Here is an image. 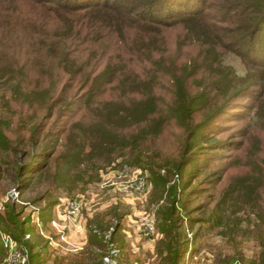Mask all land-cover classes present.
Segmentation results:
<instances>
[{
	"label": "trees",
	"instance_id": "trees-1",
	"mask_svg": "<svg viewBox=\"0 0 264 264\" xmlns=\"http://www.w3.org/2000/svg\"><path fill=\"white\" fill-rule=\"evenodd\" d=\"M209 8L208 0H0V101L37 92L33 119H43L15 128L0 122V151L15 157L2 160L13 169L16 187L46 178L65 194L83 191L120 157L127 167L146 168L158 191L166 176L159 174L162 166L145 162L140 143L163 123L176 122L188 152L174 172L187 165L189 174L180 175V188L167 187L169 205L157 215L156 227L170 239L180 227L177 209L187 222L199 221L194 212L206 203L186 207L198 191L191 185L198 155L208 153L201 149L226 145L215 135L222 113L239 119L232 98L244 92L257 101L264 94V0H215L212 13ZM227 52L243 63V77L223 63ZM163 89L169 100L161 98ZM255 114L264 131V98ZM256 131L257 125L247 135ZM248 149L256 153L258 144ZM227 187L229 207L261 215L258 224L264 226L263 167L235 176ZM224 202L219 195L205 221L221 223L216 208ZM53 204L47 200L38 210L43 223ZM19 213L9 206L0 224L27 246L22 236L28 219L18 221ZM237 213L229 208L231 219ZM169 244L164 255L177 264L180 251Z\"/></svg>",
	"mask_w": 264,
	"mask_h": 264
},
{
	"label": "rangeland",
	"instance_id": "rangeland-1",
	"mask_svg": "<svg viewBox=\"0 0 264 264\" xmlns=\"http://www.w3.org/2000/svg\"><path fill=\"white\" fill-rule=\"evenodd\" d=\"M214 3L215 0H208V4L212 8ZM212 8L208 9V13L213 12ZM222 60L238 76H244V65L232 52L225 53ZM34 81L35 76L32 83L28 85H32ZM165 92L166 90L163 89L161 98L169 100ZM36 94L37 92L28 94L26 97L20 95L14 100H10L8 97L5 101L1 100L0 122L10 124L13 128L17 125L28 127L37 122H42L43 119L36 122H34L36 118L33 119V116L38 114L33 107L41 98L37 97ZM253 98L243 92L231 99L233 104L231 106L234 108L232 110L241 111L239 119H230L228 112L220 115L221 117L218 119L220 127L216 128L219 133L215 136L225 138L227 143L226 145L201 149L207 150L208 153L205 154V157L198 155L201 165L198 167L195 179L192 180L191 184L198 191L186 208L190 209L202 202L206 204L194 212L199 220L194 222H187L183 218L184 211L177 209L178 215H175L177 220L174 215L173 218L176 220L175 224L179 221L180 227L175 228V232L169 236L170 239L158 232L156 227L157 215H163L169 205L166 196L167 187L175 184L177 188H180L182 180L189 174V166L187 165L183 166L181 172H174L175 166L180 164L182 154L186 153L187 155L188 152V147L184 149V131L177 126L179 124L176 122L163 123L156 136L147 137L140 143V149L142 151L144 149L147 154L146 159H144L145 162L149 163L150 159L155 167L162 166L159 174L166 176L164 188L163 186L162 188L159 187L158 191H154L155 186L146 168L127 167L122 164L120 157L99 170L98 178L100 179L87 184L83 191L72 190L70 194H65L56 180L46 178H32L25 188L18 189L16 187L17 181H14L12 177L13 169L9 164H3L2 160L3 158L14 160V153L7 154L0 151V216L6 223V211L9 206H13L15 212H20L18 221L28 219L25 223V226L26 224L29 226L28 231H26L28 237L24 239L27 241L26 247L31 255L30 260H28L30 264H95L98 262V258L100 261L104 245L101 242L100 244L90 243L89 237L92 234L89 232V226L94 225L98 229H103L112 217H117L118 221L115 238L118 245L121 244L119 246L121 249L120 264H128L129 261H135L136 264H168L164 254L166 245L169 243L170 246L180 251L176 260L177 264H264V226L258 224L261 215L257 216L253 212L244 211V209L236 210L229 207L231 204L228 199L230 191L227 187L235 176L248 173L249 170L257 168L258 164L263 167L264 172V131H262L261 126L258 130L259 119L255 114V109L263 101L264 94L257 101ZM195 118L199 120L202 115ZM256 125L257 131L252 135H247L249 130L255 128ZM59 128H61L60 131L65 130V126L59 125ZM253 137L255 139H252ZM256 143L258 150L255 153L248 148L253 147ZM25 148L29 149L28 146ZM30 152L31 156L35 154L34 147L31 148ZM27 159V155H21V160L26 161ZM127 169L131 172H138L137 176H144L149 184L148 190L142 198L131 194L130 203L126 201V198L125 200L121 199L119 192L114 190L112 185L102 182V176L105 173L113 170L126 172ZM216 175L218 177L214 179ZM16 191L18 194L17 197H14L13 192ZM45 191H47L46 195H42ZM159 191H161L160 194H158ZM219 195H222L225 200L224 203H219L216 208L217 214L222 215V220L221 223L212 226L205 220ZM68 197L83 198L84 204L81 213L86 217L87 245L82 247L80 251L72 253L51 248L47 241L45 242L46 239L38 233V228L34 223L30 222V216L36 213L39 222L42 221L38 210L44 206L47 200L54 201L55 204L58 199ZM260 197L264 199L263 190H260ZM54 204L49 211V216L54 213ZM229 208L235 213L238 212L235 215V220L229 217ZM146 216H151L154 221L153 233L146 235L147 237L143 235L146 232L141 224ZM50 228L49 222L41 227L44 233H50ZM0 230L5 231L1 224ZM21 243L23 244V242ZM0 249L1 261L3 256L1 246Z\"/></svg>",
	"mask_w": 264,
	"mask_h": 264
},
{
	"label": "built area",
	"instance_id": "built-area-1",
	"mask_svg": "<svg viewBox=\"0 0 264 264\" xmlns=\"http://www.w3.org/2000/svg\"><path fill=\"white\" fill-rule=\"evenodd\" d=\"M111 172V175H108L110 173L108 172L103 176V184L109 183V185H115L118 183V190L124 195V197H129L133 194L136 197L142 198L148 190L149 184L146 181V178L144 176H137L139 173L136 171L131 172V170H128L123 172L113 170ZM17 194V191L13 192L14 197H17ZM83 204L84 201L81 197L58 199V202L54 204V217L49 220V225L56 229L57 241H55L51 235H46L42 232L37 213L30 216V222L34 223V225L38 228V233L46 239L50 246L59 247L67 251L75 250V248L63 246V244H67L66 236L63 230L67 223H74L80 218ZM141 224L146 232L143 233L145 237H147L146 235H151L153 233L154 221L151 216H146ZM113 229L114 224L111 222L107 228L100 233L101 240L104 243V250L102 251L100 257V264H118V248L111 240V233ZM93 231L97 233V230L94 229ZM27 237L28 233H23L22 239L25 240ZM0 246L3 249V256L0 264H30L28 262V248L23 245L21 241H17L10 233L4 230H0Z\"/></svg>",
	"mask_w": 264,
	"mask_h": 264
},
{
	"label": "crops",
	"instance_id": "crops-1",
	"mask_svg": "<svg viewBox=\"0 0 264 264\" xmlns=\"http://www.w3.org/2000/svg\"><path fill=\"white\" fill-rule=\"evenodd\" d=\"M105 174H107V173H105ZM112 174V172H110L108 175H111ZM102 178H103V176H102ZM111 185V184H110ZM112 187H114V190H117L119 193V197L121 198V199H124L125 200V198H126V201H128L129 203L131 202V196H129V197H124V195L122 194V193H120V191L118 190V183H116L115 185H112ZM52 217H54V213H53V215L52 216H48V218L45 220V222L42 224V221L40 222V224H41V227L44 225V224H46V223H48L49 221L48 220H50ZM86 217L81 213L80 214V218L78 219V220H76L74 223H67L66 224V227L64 228V233H65V236H66V242H67V244H63V246L64 247H69V248H75V250H64V249H62V248H59V247H52V246H50L51 248H53L54 250H57V251H60V250H62V251H64V252H78V250L80 251L81 249H82V247L84 248V247H86V245H87V232L85 231L86 229H85V225H86ZM111 222H113V224H114V229H113V231H112V233H111V240L113 241V243L116 245V247L118 248V256H117V263L118 264H120L119 263V261H120V245H118V243H117V240H116V238H115V235H116V231L115 230H117V227H116V225L118 224V221H117V219L115 218V217H112L111 219H110V221H109V223L103 228V229H98V228H96L94 225H90L89 226V232L93 235V236H95L96 238H98L99 239V241H98V243H96V244H100V242L102 243V245H104V243H103V241L101 240V235H100V233L102 232V231H104L106 228H107V226L111 223ZM61 223V222H60ZM87 225H89V224H87ZM51 227V226H50ZM97 230V233L96 232H94L93 230ZM42 230V229H41ZM50 230H51V232L49 233H45L46 235H51L52 236V238L55 240V241H57V236H56V229L55 228H50ZM43 232V231H42ZM123 232V231H122ZM44 233V232H43ZM124 233V232H123ZM45 242H46V240H45ZM94 247V246H93ZM92 247V248H93ZM61 253H63V252H61ZM128 264H136L135 263V261H129V263Z\"/></svg>",
	"mask_w": 264,
	"mask_h": 264
}]
</instances>
